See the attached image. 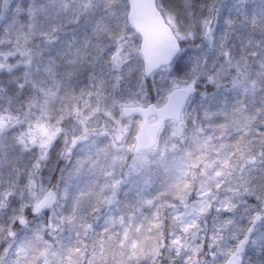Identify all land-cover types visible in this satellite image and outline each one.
<instances>
[{"label":"snow or ice","instance_id":"1","mask_svg":"<svg viewBox=\"0 0 264 264\" xmlns=\"http://www.w3.org/2000/svg\"><path fill=\"white\" fill-rule=\"evenodd\" d=\"M192 5L0 0V264L264 257V3Z\"/></svg>","mask_w":264,"mask_h":264},{"label":"clouds","instance_id":"2","mask_svg":"<svg viewBox=\"0 0 264 264\" xmlns=\"http://www.w3.org/2000/svg\"><path fill=\"white\" fill-rule=\"evenodd\" d=\"M160 4L164 6L165 9L172 10L176 13L178 20L187 22L189 17L186 14V10L184 9V0H158ZM208 0H193V9L196 11H199V5L201 3L206 4ZM250 2H253V0H250ZM255 4L264 3V0H254ZM197 43H202L199 39L193 41L191 39L186 40L183 42L185 45V48L182 50L181 54L182 56L189 55L193 52H196L197 49L195 48V45ZM204 47H207L206 42H204ZM246 264H264V257H261L259 255H251L249 257L245 258Z\"/></svg>","mask_w":264,"mask_h":264}]
</instances>
